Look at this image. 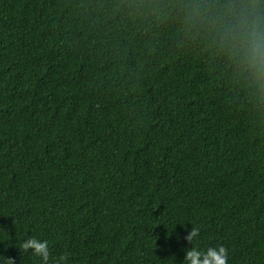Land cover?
<instances>
[{
  "label": "trees",
  "instance_id": "1",
  "mask_svg": "<svg viewBox=\"0 0 264 264\" xmlns=\"http://www.w3.org/2000/svg\"><path fill=\"white\" fill-rule=\"evenodd\" d=\"M189 2L0 0V255L264 264V99Z\"/></svg>",
  "mask_w": 264,
  "mask_h": 264
},
{
  "label": "clouds",
  "instance_id": "2",
  "mask_svg": "<svg viewBox=\"0 0 264 264\" xmlns=\"http://www.w3.org/2000/svg\"><path fill=\"white\" fill-rule=\"evenodd\" d=\"M184 12L191 27L205 29L217 53L231 65L236 80L243 82L258 98L264 99V2L213 0L209 5L205 0H190L184 6ZM199 233V228L191 227L184 237L191 247L185 249L181 264H227L224 246L206 250L193 246ZM20 248L25 252L31 250L43 264H49L47 240L30 237L21 243ZM0 256L4 258V264H15L13 258ZM67 259V254L61 255L53 264H65Z\"/></svg>",
  "mask_w": 264,
  "mask_h": 264
}]
</instances>
